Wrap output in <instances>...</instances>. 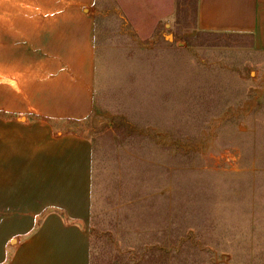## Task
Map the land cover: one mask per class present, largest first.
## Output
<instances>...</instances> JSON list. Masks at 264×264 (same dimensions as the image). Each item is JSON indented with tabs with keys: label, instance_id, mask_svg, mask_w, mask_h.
Instances as JSON below:
<instances>
[{
	"label": "rangeland",
	"instance_id": "374dc122",
	"mask_svg": "<svg viewBox=\"0 0 264 264\" xmlns=\"http://www.w3.org/2000/svg\"><path fill=\"white\" fill-rule=\"evenodd\" d=\"M59 2L0 14V117L90 142L89 264H264V52L196 0Z\"/></svg>",
	"mask_w": 264,
	"mask_h": 264
},
{
	"label": "crops",
	"instance_id": "0c3cea01",
	"mask_svg": "<svg viewBox=\"0 0 264 264\" xmlns=\"http://www.w3.org/2000/svg\"><path fill=\"white\" fill-rule=\"evenodd\" d=\"M54 9L63 13L52 19ZM68 13L59 0L0 1L2 19L19 14L63 29ZM195 27L249 36L264 52V0H196ZM24 108L0 117V264H89L90 142L56 132L44 115L56 117V108Z\"/></svg>",
	"mask_w": 264,
	"mask_h": 264
}]
</instances>
